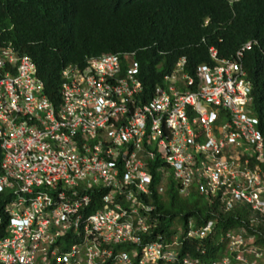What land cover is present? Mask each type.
Masks as SVG:
<instances>
[{
  "label": "built area",
  "instance_id": "obj_1",
  "mask_svg": "<svg viewBox=\"0 0 264 264\" xmlns=\"http://www.w3.org/2000/svg\"><path fill=\"white\" fill-rule=\"evenodd\" d=\"M243 51L211 49L214 64L193 74L182 57L146 101L133 55L105 53L63 69L55 105L33 59L0 46V262L209 264L174 248L212 235L214 220L145 240L153 193L171 186L224 212L249 206L264 227V118L248 107ZM225 239L233 256L210 264H263L246 227Z\"/></svg>",
  "mask_w": 264,
  "mask_h": 264
},
{
  "label": "trees",
  "instance_id": "obj_2",
  "mask_svg": "<svg viewBox=\"0 0 264 264\" xmlns=\"http://www.w3.org/2000/svg\"><path fill=\"white\" fill-rule=\"evenodd\" d=\"M253 39L264 47V0H239L233 6L227 0H0V46L11 45L33 59L45 94L55 105L61 102L62 71L69 64L83 67L105 53H134L146 101L180 58L186 57L185 70L193 74L199 64L210 61L209 47L215 46L222 58H232ZM244 65L260 114L264 105L261 49L249 51ZM153 198L156 209L147 241L161 234L171 241L178 227L188 228L190 219L196 227L214 220L215 232L202 241L186 240L182 254L209 264L229 256L226 234L239 233L242 227L255 234L264 249V227L252 225L237 208L224 212L218 202L195 191L183 196L174 186L162 194L154 192ZM96 208L94 201L91 209Z\"/></svg>",
  "mask_w": 264,
  "mask_h": 264
},
{
  "label": "clouds",
  "instance_id": "obj_3",
  "mask_svg": "<svg viewBox=\"0 0 264 264\" xmlns=\"http://www.w3.org/2000/svg\"><path fill=\"white\" fill-rule=\"evenodd\" d=\"M228 1V3L231 5V6H233L236 2H238L239 0H227ZM209 22V19L208 20H206V24ZM248 45H250V47H248ZM260 48L261 49V51H262V53H263V56H264V47L261 45V43H260V41H258V40H248L247 42H245L244 44H242V46L237 50V52L235 53V55L232 57V58H222V57H220L219 56V54H218V50H217V48L215 47V46H211V47H209V56H210V61L209 62H204V63H207V64H210V65H213L214 64V59L211 57V49H214L216 52H217V58H219V59H226V60H233L236 56H237V53L240 51V50H243L244 49V53H243V57L241 58V63H242V65H243V68L245 69V71H246V74H247V76H246V79L249 81V83H250V85H251V92H250V94H249V97H250V99H249V102H248V107L250 106V107H252L253 108V110H254V114L263 122V118H264V105H263V107H262V109H261V113L259 114L258 112H256V101H255V96H254V93H253V91H254V87H253V83H252V81H251V79H250V77H249V74H248V70L246 69V67H245V65H244V61H245V58H246V54L249 52V51H251V50H253L254 48ZM128 54H132L133 56H132V58L136 61V59H135V57H134V53H128ZM128 54H126V55H128ZM181 59V58H180ZM179 59V60H180ZM187 60V59H186ZM137 62V61H136ZM178 62V61H177ZM138 63V62H137ZM204 63H202V64H204ZM176 65V64H175ZM200 65V64H199ZM175 67V66H174ZM174 69V68H173ZM172 69V70H173ZM196 69V68H195ZM195 69H194V72H195ZM172 72V71H171ZM170 72V73H171ZM169 73V74H170ZM168 74V75H169ZM168 75H166V76H168ZM166 76L164 77V81L162 82V84H164L165 83V81H166ZM162 84H159V85H162ZM92 210V209H91ZM186 240H184V242H185ZM189 241H192V240H189ZM184 242L182 243V244H179V245H177V246H175V250H176V253H177V258L178 259H180V258H182V257H184V256H189V257H193V256H191L189 253H185V254H182V246H183V244H184ZM200 246H202V245H200ZM203 246H204V244H203ZM202 246V247H203ZM202 249H204V248H202ZM201 249V250H202ZM213 261H210V263H212ZM1 263V262H0ZM2 264V263H1Z\"/></svg>",
  "mask_w": 264,
  "mask_h": 264
},
{
  "label": "rangeland",
  "instance_id": "obj_4",
  "mask_svg": "<svg viewBox=\"0 0 264 264\" xmlns=\"http://www.w3.org/2000/svg\"><path fill=\"white\" fill-rule=\"evenodd\" d=\"M203 140H204V137H203ZM161 163H162V159H161ZM161 167H163V164L162 165H160V168ZM161 175H162V172H160V174L158 175V181H160V179H161ZM237 209L239 210V211H241L242 212V216H244V218L245 219H247L248 218V215H249V213H250V207L249 206H245V205H243V204H240L238 207H237ZM255 216V215H254ZM226 252L227 253H229V250H228V241H227V248H226ZM228 256V255H227ZM229 257H230V253H229Z\"/></svg>",
  "mask_w": 264,
  "mask_h": 264
}]
</instances>
